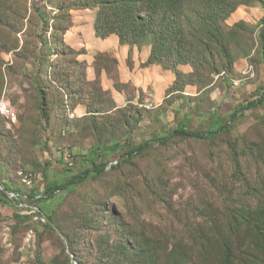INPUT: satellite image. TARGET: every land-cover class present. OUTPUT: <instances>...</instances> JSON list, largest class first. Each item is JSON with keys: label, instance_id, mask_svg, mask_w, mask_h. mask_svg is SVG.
Instances as JSON below:
<instances>
[{"label": "rangeland", "instance_id": "obj_1", "mask_svg": "<svg viewBox=\"0 0 264 264\" xmlns=\"http://www.w3.org/2000/svg\"><path fill=\"white\" fill-rule=\"evenodd\" d=\"M40 1L28 0L30 20L16 39L10 33L14 13L0 24V101L9 102L19 119L9 125L0 115V264H136V245L151 255L158 248L166 263L170 249L188 247L198 229L219 228L223 211L257 199L245 180L264 193L263 103L212 140L177 137L129 160L122 158L125 147L110 157L104 174L40 201L48 181L84 171L113 139L142 143L180 122L206 131L216 117L229 119L264 90V8L257 0L239 5L223 22L227 30L235 27L229 40L233 69L181 90L173 87V70L146 64L147 43L129 52L99 50L88 25L97 8L71 9L75 0H43L42 7ZM38 7L49 18L47 30ZM78 18L93 42L89 49L64 44L65 27ZM37 85L47 97L46 116ZM119 160L121 166L111 168ZM5 186L17 203L1 193ZM31 207L41 209L49 224L35 219L38 214L18 216Z\"/></svg>", "mask_w": 264, "mask_h": 264}, {"label": "trees", "instance_id": "obj_2", "mask_svg": "<svg viewBox=\"0 0 264 264\" xmlns=\"http://www.w3.org/2000/svg\"><path fill=\"white\" fill-rule=\"evenodd\" d=\"M10 1L0 0V24L10 19L11 12L14 13L10 33L16 39V35L23 30L25 20H30V8L28 0H12L15 9L12 4L7 5ZM251 1L253 0H75L71 2V9L97 8L94 29L98 38L105 39L116 35L121 45L137 46L140 49L143 44H149L150 54L146 64H157L173 70L176 74L173 87L175 90H181L187 84L202 83L208 81L215 73L230 72L233 69L234 60L229 40L235 33V27L227 30L223 22L239 5ZM257 1L261 2L264 8V0ZM40 2L42 7H45V2L43 0ZM36 14L40 17L43 28L47 30L48 16L40 7L36 9ZM53 29L56 30V27L54 26ZM69 29L70 26L65 27L64 33L66 34ZM63 40L66 46L72 48L65 39ZM261 40L264 46V28ZM11 48H17L16 44ZM182 64H192L195 69L185 73L179 69ZM36 89L39 109L42 115L46 116L47 97L39 85ZM263 103L264 90L254 99L237 106L229 119L216 117L212 126L206 131L190 129L185 122H180L176 128L169 129L166 134L142 143L133 144L129 139L124 141L113 139L109 145L100 146L97 156L91 159V166L84 171L67 181H48L44 189V194L47 196L43 195L39 200H48L53 198L57 191L74 188L88 181L89 178L104 174L110 157L125 147L129 149L122 154V158L129 160L145 153L154 143L164 147L177 137L212 140L236 125L246 110L256 108ZM0 115L9 125L17 123L6 119L1 112ZM262 123L264 124V121ZM233 160L238 174L241 173L238 169L240 162L236 149L233 151ZM121 164L119 160L111 168L116 169ZM245 185L248 191L257 197L253 203H241L231 210L223 211V221L219 228L210 231L198 229L189 238L188 247L176 246L170 249L166 255L168 259L166 263L264 264V193L260 185L253 186L250 180H245ZM10 191L12 190L5 186V190L2 189L1 193L10 201L17 203L16 198H10ZM42 212L41 209L35 210L31 207L27 215L18 216H27L31 219L38 214L44 218V220L40 219V222L49 224ZM7 232L11 233L9 226ZM122 244L127 248L126 251H131L132 245L131 243L129 245L126 238ZM135 249L136 264H147L150 257H155L150 264H166L160 259L163 255L158 248L154 250V255L143 246L136 245ZM78 262L81 264L80 261Z\"/></svg>", "mask_w": 264, "mask_h": 264}, {"label": "crops", "instance_id": "obj_3", "mask_svg": "<svg viewBox=\"0 0 264 264\" xmlns=\"http://www.w3.org/2000/svg\"><path fill=\"white\" fill-rule=\"evenodd\" d=\"M79 21H80L79 18L77 20L76 19L74 20V26L66 32L65 40H66L67 44L70 46H73V47L85 46L87 49H89V48H91L90 45L92 46L93 42H89L85 39V35H84L85 31H83V30L84 29L86 30V28L83 25L84 23H79ZM88 25H91V27H92V31L94 32V38H95L94 43L96 45H98L99 50H108V51L109 50H112V51L124 50V51L129 52L130 48H132L129 45H121L119 42V39L116 35H112V36L107 37L105 39L98 38L95 34L94 23L90 22ZM78 37H80V39H78ZM143 54L145 57L148 58L149 54H150V49H145Z\"/></svg>", "mask_w": 264, "mask_h": 264}, {"label": "bare ground", "instance_id": "obj_4", "mask_svg": "<svg viewBox=\"0 0 264 264\" xmlns=\"http://www.w3.org/2000/svg\"><path fill=\"white\" fill-rule=\"evenodd\" d=\"M237 83V82H236ZM10 103L9 102H7V101H0V112L6 117V119H8L9 121H10V119H9V115H8V113L6 112V111H4L3 110V105H9ZM12 117H13V119L15 120V113H14V111L12 110ZM10 195L11 196H15V194L14 193H10ZM16 197V196H15ZM17 198V197H16ZM35 219H41V220H44V218L43 217H37V218H35ZM34 229H31V231H30V233L28 234V238H27V242H31V239L33 238V235H34Z\"/></svg>", "mask_w": 264, "mask_h": 264}, {"label": "built area", "instance_id": "obj_5", "mask_svg": "<svg viewBox=\"0 0 264 264\" xmlns=\"http://www.w3.org/2000/svg\"><path fill=\"white\" fill-rule=\"evenodd\" d=\"M12 109H14V108L12 107L11 104H9V105H3V110L6 111V112L8 113L10 121H12L13 123H16L17 120H14L13 117H12ZM67 157L70 159V163H74V161H73V157H71V155L68 154ZM12 197H14V196H12ZM36 208H37V207H36ZM34 209H35V208H34ZM35 210H38V209H35ZM37 217H39V216H36V217H34V218H37ZM40 217H41V216H40ZM34 232H35V230H34ZM10 245H11V244H10Z\"/></svg>", "mask_w": 264, "mask_h": 264}]
</instances>
